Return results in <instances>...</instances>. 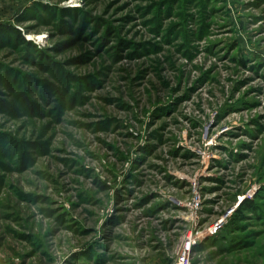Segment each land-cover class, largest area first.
<instances>
[{
	"label": "rangeland",
	"instance_id": "rangeland-1",
	"mask_svg": "<svg viewBox=\"0 0 264 264\" xmlns=\"http://www.w3.org/2000/svg\"><path fill=\"white\" fill-rule=\"evenodd\" d=\"M0 264H264V0H0ZM44 37L41 39L40 37ZM240 213V216L238 214Z\"/></svg>",
	"mask_w": 264,
	"mask_h": 264
},
{
	"label": "built area",
	"instance_id": "built-area-1",
	"mask_svg": "<svg viewBox=\"0 0 264 264\" xmlns=\"http://www.w3.org/2000/svg\"><path fill=\"white\" fill-rule=\"evenodd\" d=\"M202 205L203 196L198 189H195L187 212L189 227L177 242L172 264H193V254L196 247L201 244L206 237L217 235L228 224V217H231L240 206L239 204L234 207L225 218H222L214 225L202 230L201 217L199 216L203 208Z\"/></svg>",
	"mask_w": 264,
	"mask_h": 264
},
{
	"label": "trees",
	"instance_id": "trees-1",
	"mask_svg": "<svg viewBox=\"0 0 264 264\" xmlns=\"http://www.w3.org/2000/svg\"><path fill=\"white\" fill-rule=\"evenodd\" d=\"M14 36L15 41L20 44L34 47V43L31 40H27L25 36H23L22 32L19 29H10L7 27L0 26V42H3L5 38L9 39V37ZM249 209L251 211H255L256 205L254 204L253 200H246L240 205L238 212H240L242 209ZM240 216V213L238 214Z\"/></svg>",
	"mask_w": 264,
	"mask_h": 264
},
{
	"label": "crops",
	"instance_id": "crops-1",
	"mask_svg": "<svg viewBox=\"0 0 264 264\" xmlns=\"http://www.w3.org/2000/svg\"><path fill=\"white\" fill-rule=\"evenodd\" d=\"M211 237H213V236H208V237H206L203 241L206 242V240H207L208 238H211ZM215 237H216V236H215ZM200 247H202V244H199L196 248H200Z\"/></svg>",
	"mask_w": 264,
	"mask_h": 264
},
{
	"label": "bare ground",
	"instance_id": "bare-ground-1",
	"mask_svg": "<svg viewBox=\"0 0 264 264\" xmlns=\"http://www.w3.org/2000/svg\"><path fill=\"white\" fill-rule=\"evenodd\" d=\"M41 39H43L44 37L42 36V37H40Z\"/></svg>",
	"mask_w": 264,
	"mask_h": 264
}]
</instances>
